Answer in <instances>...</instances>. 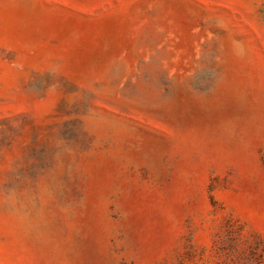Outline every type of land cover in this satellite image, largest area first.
<instances>
[{
	"label": "rangeland",
	"instance_id": "374dc122",
	"mask_svg": "<svg viewBox=\"0 0 264 264\" xmlns=\"http://www.w3.org/2000/svg\"><path fill=\"white\" fill-rule=\"evenodd\" d=\"M0 264H264V0H0Z\"/></svg>",
	"mask_w": 264,
	"mask_h": 264
}]
</instances>
